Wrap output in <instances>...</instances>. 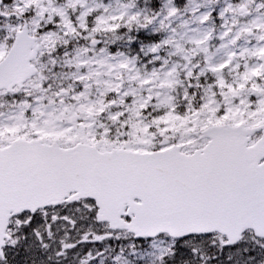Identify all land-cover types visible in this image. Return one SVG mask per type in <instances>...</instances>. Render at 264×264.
<instances>
[{"label":"snow or ice","instance_id":"obj_1","mask_svg":"<svg viewBox=\"0 0 264 264\" xmlns=\"http://www.w3.org/2000/svg\"><path fill=\"white\" fill-rule=\"evenodd\" d=\"M0 264H264V0H0Z\"/></svg>","mask_w":264,"mask_h":264}]
</instances>
